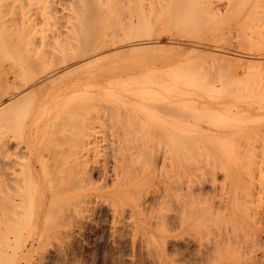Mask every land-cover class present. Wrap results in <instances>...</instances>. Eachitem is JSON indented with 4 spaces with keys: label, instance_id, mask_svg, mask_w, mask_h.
Returning <instances> with one entry per match:
<instances>
[{
    "label": "bare ground",
    "instance_id": "6f19581e",
    "mask_svg": "<svg viewBox=\"0 0 264 264\" xmlns=\"http://www.w3.org/2000/svg\"><path fill=\"white\" fill-rule=\"evenodd\" d=\"M172 21H175L173 25L177 27V31L175 29L176 34L187 37V39H193L196 46H202L204 50L208 48L215 51L213 53L210 50L211 53L206 50L208 51L206 52L202 51L201 48V52L196 51L199 53L196 54L197 57L190 58L189 56L196 52L193 51L189 54L187 53V46L184 47L185 50L182 49L184 50L182 55H189L190 59L186 58L187 60H184L185 62L182 65H180L181 60L178 61L180 66L174 64L177 63V60L173 61L174 63L169 61L172 66L173 64L178 66V68L174 67L181 72L179 73L173 68L178 74L175 77L182 80L173 79V77L171 79L172 74H168L169 76L166 74L170 82L171 80H177L169 84V81L166 82L165 80L167 79L165 73L168 72H162L165 76L162 77L163 75L159 72L152 73V70H147L145 65L152 55L146 59L144 53V51L148 52L156 48L159 51V48H163V51L166 50L164 52L166 54L162 53V57H159V55L152 56L150 58L151 64L152 60L157 59L162 62L164 56H166V60H170L177 52H180L179 48L183 47V45H178L181 44L180 40H175L179 47H175L173 44L174 47L172 45L171 48L164 49L163 44L160 43L161 41H158L159 48L155 42L156 48L155 45L151 44L149 47L142 48L143 54H145L143 60H147L144 62V67L148 75L150 74L149 76L144 72L145 69L141 68V64H137L138 59L136 60V56L134 58L136 61L128 59L133 56L129 57L127 54L132 55L136 53V50L130 48L132 54L127 51L126 54L120 53V56H118L119 48L112 49L114 52L111 51L112 53L109 52V54L102 52L104 48L113 46L116 43L125 41L132 43L135 38L141 36L150 38L151 34H155L153 30L155 31L158 26L162 27L161 29L169 30L166 26H168V22ZM204 22H210L211 24L205 25ZM203 24L208 28H205ZM199 26H203L204 31L206 29L207 31L199 32L197 30ZM157 30L159 31V29ZM180 36L179 38H182ZM146 43L147 40L140 41L139 44L141 46L143 44L144 47ZM188 44L191 45V43ZM123 50L125 51L124 48ZM231 51L236 52L235 56L238 54V58H232L233 60L226 58L230 56ZM184 52L187 54H183ZM228 52L230 54L226 56L225 54ZM122 54L126 56V58L123 57L124 60L121 57ZM113 59L114 63L112 62ZM117 59L121 63L127 61L128 64L140 66L142 71L138 67L135 68L139 72L134 70L135 73L140 75L131 72L134 76L133 79L129 74L126 75V71L123 75L126 77L122 79L124 78L122 76L123 67L128 66V64L120 65L121 63ZM72 64L74 66L67 68L69 70H65L66 67L64 68L66 72L63 75L61 74L62 79L59 76L61 81L56 82L58 75H55V71L60 66ZM163 64L165 70L168 65L165 61ZM128 68L126 67V69ZM206 68L208 70L204 71ZM41 73L48 76V82L34 86L33 83L40 78ZM113 73H115L114 76L119 75V80L116 76L111 77ZM9 74L12 77L11 80ZM109 74L112 79L109 78ZM102 75L104 77H106L105 75L108 76L107 79L102 80L103 83L106 80L111 83L110 79L113 84L101 83L100 78ZM129 77L131 82L127 81ZM39 81L41 82V80ZM23 87L27 88L23 89ZM87 87L88 90H85ZM157 87L161 89L157 90ZM162 88L165 90H162ZM169 88L171 89L169 90ZM21 89L22 91H20ZM127 93L134 97L129 96L130 94ZM7 95L10 96L12 101L0 107V154L14 142L15 147L20 149L19 151L24 149H21V146L24 147L25 144L23 146L21 143L24 141L22 131L25 124L28 125L26 127L29 129L32 126V130L35 129L38 132L48 130L54 132L59 128H56L58 125L54 124L74 126L71 128L74 134L73 138H70L72 143L69 142L73 145L71 148H75V151L73 149L69 150V154L72 155L74 160L67 155L68 153H64L62 158L60 157L62 160L66 159L67 156V159L70 158L68 162L74 161L71 162L73 164H70L73 165L72 168H75L73 173L71 172L72 176L70 174L71 177L75 176L72 182L73 189L77 191V186L81 190L86 187L84 185L90 180L94 170H101V174L106 175L107 178L108 173H110L108 172V166L110 164L109 158H111L112 164L110 165L113 167L111 172L114 174V182H111L113 187L104 192L112 195L114 199L116 198L118 204L121 203V205L125 201L128 203L129 197H131L130 194H136L137 199L134 198L136 199L134 204L137 211L141 213L151 204L146 195L149 193H147L150 185L148 181L149 179L152 181L150 178L152 172L155 174L154 157L160 153L163 156L161 160L165 161L168 155L170 161H173L168 160V162L171 165L175 164V167L177 166L178 173L175 175L181 174L180 179L172 175L173 182H171L174 183V187L177 188L179 185L181 189L180 195L177 193L181 196L180 202H178V205L176 204L177 210L174 208L176 211L179 210L180 216L176 218L178 220H175V222L170 218L171 215L166 218L164 212L165 216L161 217L162 214L160 215L159 218H162V220L157 221L156 225H158L151 231H156V234L160 235L161 241H164L166 231H170L172 227L181 232L184 230L189 231V233L193 231L188 229H195L194 237L180 234L181 236L178 238L186 247L197 240L195 264H264V0H0V101H3ZM101 97L106 98V100ZM100 100L108 103H101ZM95 101L100 103L102 110L106 111L102 113L101 110L100 114H107V111H109L108 114L115 118L112 117L115 126H111L112 129L109 128L110 142L112 145H116L115 152L111 149L113 151L111 152L112 157L106 152H100L97 148L98 137L101 136L104 140L107 136L104 134L105 130L102 131L103 133L101 132L100 127L102 124L101 126L98 125L99 128H96V124H94L95 117H89L88 113L83 110L84 106L89 103L93 108L96 107ZM166 105L170 109L173 106L171 112L169 109L166 113V110H168ZM91 106L89 108H92ZM31 108L36 110L28 114L27 111H30ZM175 109L181 112L173 118L170 113L174 112ZM166 114H168L167 117ZM126 115L130 117L125 120L124 116ZM95 116L97 117V115ZM158 117L160 118L158 119ZM53 126L56 129L52 131ZM106 129H108L107 126ZM109 132L106 133L109 134ZM66 136V138L69 137ZM57 138L58 136L55 139L57 140ZM57 141H60V139ZM61 150L64 149L61 148ZM7 151L5 153H8ZM14 151L15 149L10 150L13 153ZM22 151L28 153V150ZM60 151L57 152L59 156ZM4 152H2L3 155ZM47 152L48 156H51H49L50 158L47 156L49 160H46L47 157L46 159L43 158L41 152H35V157L32 159L29 157L26 161L24 159L23 161L18 160V163L15 162L16 164L20 163V167L15 165L14 161H17L15 158H11L14 159L12 161L9 158L7 159L10 161H6L5 158L6 162L0 164V167L2 165L0 173L4 178L1 179L0 175V180H2L0 183L4 180L5 183L2 184H6V188H4H8L6 192L10 195L7 201L8 205L5 206L11 211L15 210L16 213H13L17 217L20 208H23V212L35 208L36 211L33 210L32 212H44L47 217L43 218H49L50 212H53L58 201L59 194L64 190V188L58 187V183L62 182L60 178L64 176L61 175L60 178L58 176L60 175L59 172L67 166L68 162H65L67 159L64 160L65 166L57 168L62 161L57 163L56 160H53L56 152H50L51 154L48 150ZM23 153L21 154L22 159V156L26 154ZM73 153H75V156H73ZM134 153L140 155L136 158L139 157L140 162H143L141 166L144 164L142 171L145 172L146 177H144L146 179H143L142 182L147 181L148 184H144L147 186L145 187L147 188L145 196L144 194L140 195L141 190L139 191V187L134 188L136 191L133 189L129 191L131 187L122 189V187H127L123 186L124 183L126 185V181L122 184L119 183L123 177L128 180L131 172L134 173L135 168H132L134 166L131 167L132 164L130 165L131 161V163L137 161ZM27 156L24 158L27 159ZM2 159L1 161H4ZM50 159L51 165L49 164ZM42 160L44 163L40 162L41 166L38 167L42 170L44 165L46 169L43 168V171L46 170V173L49 169L47 179L44 177V181L39 179L38 167L35 165V161L39 163ZM45 162H48L50 168L47 167L48 164ZM71 166L68 164L67 168ZM67 168L65 171L72 169ZM69 171L68 173H70ZM218 172H222V175L220 174L223 176L221 181H217ZM63 173L67 174L64 171ZM43 174L45 173L42 172ZM156 176L158 177V174ZM219 178L221 177L219 176ZM64 179L63 183H65ZM124 180L126 179L124 178ZM66 181L67 185L71 187L68 179ZM84 182L85 184H83ZM173 185L170 186L171 191ZM72 187L68 190H72ZM176 188L175 190H177ZM209 189L212 192H210L211 196ZM81 190H78V192ZM137 191L139 192L138 195ZM82 192L84 194L85 191ZM82 192L80 193L82 194ZM40 193L41 197L37 203L36 198L39 197ZM164 194L166 193L164 192ZM157 196H155V199ZM167 197L164 199H169V196ZM160 198L163 199V197ZM132 201L134 202V200ZM5 206L3 205V207ZM113 206L115 207H110L113 208L112 212L115 217L124 211V205L120 207L113 204ZM1 207L0 209H3ZM58 208L56 209L60 211L61 207ZM80 208L82 210L81 206ZM164 208H166V205H164ZM130 209L135 211L132 206ZM149 209L151 210L148 207L147 211ZM160 210L163 209L160 208ZM64 211L61 213H67ZM145 211L143 214H145ZM3 212L5 211L3 210ZM32 212L31 214H33ZM31 214L30 216H32ZM3 215L5 216V213ZM10 216L12 215L10 214ZM30 216L28 215V218ZM144 216L146 217V214ZM33 217H35V214ZM159 218L157 217V219ZM7 219L9 220V218ZM21 220H17V223L15 221L17 226L20 223H25V219L22 218ZM69 221L71 220L69 219ZM29 222H32V219ZM15 223L13 226L10 223L12 228H7L20 231L22 225L17 227ZM172 224L175 225L172 226ZM133 226L135 225L133 224ZM137 229L139 230V228ZM137 229H131V231L134 232ZM18 231L17 233H19ZM4 241L2 240V242ZM18 248H20V245ZM192 261L194 262V260L190 262ZM183 264H187V262Z\"/></svg>",
    "mask_w": 264,
    "mask_h": 264
},
{
    "label": "rangeland",
    "instance_id": "374dc122",
    "mask_svg": "<svg viewBox=\"0 0 264 264\" xmlns=\"http://www.w3.org/2000/svg\"><path fill=\"white\" fill-rule=\"evenodd\" d=\"M176 21V20H175ZM174 21V22H175ZM173 21L172 22H168L167 23V25L168 26H166L169 30H167V29H161L162 27H160V26H158L157 27V29H159V31L156 29L155 31L153 30V32L156 34H154V35H150V38H145L144 36H141V37H137V38H135V40L132 42L133 43V45L134 44H136V45H134L135 46V48H133L134 46L133 45H131L132 43L131 42H121V43H116L115 45H113V46H109V47H106V48H104L103 50H102V52L104 53V54H106V52H107V54H109V52H111L112 51V49H120L119 50V55L118 56H120L121 54L120 53H124V54H126V53H128L130 50V48L132 49V50H136V53H134V54H132V52L130 51V53L132 54V55H128L127 54V56H133L132 58H128V59H131V60H135L134 58H135V56H136V60L138 59V62H137V64H141V68H144L145 69V67H144V62H146V61H144L143 60V57L145 56V54H146V56H145V58L147 59V58H149L151 55L152 56H154L155 57V55H159V57H162L163 56V54L165 55L166 53H164L166 50H164L163 51V48H159V46H158V43L160 42L161 44H163V46L162 47H164V49L165 48H171V46L174 44L175 45V47H179V46H182L183 45V47H180L179 48V51L180 52H177L176 53V55L171 59L170 58V60H166V56H164L163 57V59L164 60H162V62L161 61H159V59H157V58H159L158 56H157V58H154V59H157V60H152V64H151V62H150V58H152V56L148 59V63H146V68H147V70H152L151 72L152 73H154V72H159V74H161V75H163L162 77H165L164 76V74H162V72H168V73H165V75L167 74H172L171 75V79H172V77H173V79L175 78V79H177V80H182L181 78H177V77H175V76H177L178 74H177V72H176V70H177V68H178V66H176L177 64L179 65V62L178 61H180V65H182V64H184V60H187V59H190L191 57L193 58V57H197L196 56V54L198 55L199 53H197L196 51H200L201 50V48H202V51L204 50V48L201 46V47H199L198 45L196 46V44L194 43V40L193 39H187V37H183V36H180L179 34H176L175 33V29H176V31H177V27L175 26V25H173V23H174ZM169 23H170V26H169ZM204 24L205 25H210L211 23L209 22V23H205L204 22ZM203 24V26H205ZM201 26V25H200ZM198 27L197 28V30H199V32H205V31H207V29L204 31V29L205 28H208V26L206 27L205 26V28H203V26L202 27ZM209 28H211V26H209ZM209 30V29H208ZM162 31V32H161ZM196 31H194V33H195ZM174 33H175V35L176 36H178V37H176L175 35H174ZM195 34H197V33H195ZM158 35V36H157ZM175 36V37H174ZM179 36L180 37H182V38H179ZM197 36H198V34H197ZM157 38V39H156ZM179 38V39H178ZM184 38V39H183ZM152 39H155V40H152ZM145 40H147V43H146V45L144 44V47H143V44H142V46L139 44L140 43V41L141 42H143V41H145ZM150 40V41H149ZM173 40V41H172ZM175 40H180V42H181V44H178L177 45V43H175ZM192 40V41H191ZM135 41H137V42H135ZM159 41V42H158ZM189 41V42H188ZM154 42L157 44V46H158V48H159V51H157V48H156V45L154 44ZM183 42V43H182ZM166 45H165V44ZM172 43V44H171ZM188 43H191V45L190 44H188ZM194 43V45H192ZM127 44V45H126ZM155 45V50H151V51H148V52H146V51H144V53L145 54H143V49L142 48H146L147 46L149 47V45ZM161 44H159V45H161ZM174 45L172 46V47H174ZM116 46H118V47H116ZM139 46V47H138ZM168 46V47H167ZM187 46V47H186ZM189 46V47H188ZM196 46V47H195ZM114 47V48H113ZM123 47L124 49H125V51L123 50V48L121 49V48ZM126 47V48H125ZM151 47V46H150ZM161 47V46H160ZM184 47H186L187 48V53H189V54H191V53H193V51H195L196 53H194L192 56H189V55H182V52L185 50V48ZM152 48V47H151ZM189 48V49H188ZM196 48H198V49H196ZM182 49H184V50H182ZM206 50H211V51H213V53L215 52L214 50H212V49H208V48H205ZM123 50V51H122ZM182 50V51H181ZM191 50V51H190ZM206 50H204V51H206ZM128 51V52H127ZM163 51V52H162ZM185 51V52H186ZM210 51V52H211ZM112 52H114V50L112 51ZM111 52V53H112ZM118 52V51H117ZM183 53V54H187V53ZM201 52V51H200ZM206 52H208V51H206ZM209 52V53H210ZM102 53V54H103ZM129 53V54H130ZM163 53V54H162ZM212 53V52H211ZM224 53V52H223ZM226 53V52H225ZM231 53V54H230ZM228 52L227 54H225L226 56L227 55H229L230 54V56L228 57H226L225 55H222V56H224V57H226V58H230V59H232V58H234V59H236V58H238V54H236V56H235V53L236 52H234V51H231V52ZM234 53V54H233ZM124 54H122L123 56H121L122 58L123 57H125L126 58V56L124 55ZM144 55V56H143ZM190 58H189V57ZM120 57V58H121ZM117 58H119V57H117ZM125 58H123V60L125 59ZM187 58V59H186ZM175 59V60H174ZM115 60H116V58H115ZM118 60V59H117ZM122 60V59H121ZM135 60V61H136ZM160 60H161V58H160ZM172 60V61H171ZM177 60V63L175 62H173V61H176ZM183 60V61H182ZM233 60V59H232ZM119 61V60H118ZM118 61H116V62H118ZM128 61H130V60H128ZM134 61V62H135ZM164 61H165V63L167 64V63H169V61L172 63H174V64H176V65H174L173 64V66H172V64L171 63H169V64H167L168 65V69L166 68L165 70H164V66H162V64L164 63ZM112 62L114 63V59L112 60ZM123 62V61H122ZM127 62V61H126ZM125 61L123 62V63H121V61H119V63H121L120 65H124V63H126ZM133 62V61H132ZM132 62H130V63H132ZM153 62H154V64H153ZM129 63V62H128ZM128 63H126V65L128 64ZM162 63V64H161ZM75 64V63H74ZM74 64H72V65H68V66H60L56 71H55V75H58L57 76V78H56V82H60L61 80H60V77H61V74L63 75L64 74V72H66V71H64V68H65V70H69V69H67V68H69L70 66V68H72L73 66H74ZM165 64V65H166ZM130 65V66H129ZM135 64H128V66H126L127 68L128 67H130V68H128V69H126V67H123L124 68V72H123V74H122V76L124 75V73L126 72V75L127 74H129V76L130 77H132L133 79H134V76L132 75L133 73H135L134 72V70H137L136 72H139L138 71V69H136L135 67H138V68H140V66H137V65H135ZM156 65V66H155ZM164 65V64H163ZM179 65V66H180ZM174 66H176V67H174ZM134 67V68H133ZM62 68V70H60ZM140 68V70L142 71V69ZM149 68V69H148ZM151 68V69H150ZM173 68H175V69H173ZM130 69V70H129ZM157 69V70H156ZM59 70H60V72H59ZM133 70V71H132ZM146 69H145V71L144 72H146L147 71ZM167 70V71H166ZM208 70V68H206L204 71H207ZM176 73H175V72ZM177 71H179V70H177ZM210 71V70H209ZM131 72H133L132 74H131ZM144 72H142V73H144ZM181 71H179V73H180ZM142 73H141V76H142ZM147 73V75H148V72H146ZM149 73H150V71H149ZM114 74L115 73H113V76H111V77H115L116 76V78H117V80H119V75L117 74V75H115L114 76ZM135 74H137V73H135ZM134 74V75H135ZM155 74H157V73H155ZM137 75H140V74H137ZM147 75H143V76H147ZM150 75V74H149ZM148 75V76H149ZM166 75V77L165 78H167L168 76ZM9 76H10V74H9ZM60 76V77H59ZM106 77H104L103 75H102V77L100 78V81H101V83H103V79L104 78H108V76L107 75H105ZM122 76H120L121 78H122ZM128 76V75H127ZM160 76V75H159ZM44 77H46V78H44ZM58 77H59V79H58ZM110 77V74H109V78H111ZM124 77V76H123ZM126 77V76H125ZM125 77L124 78H122V79H125ZM128 78L127 79V81L129 80V79H131V78ZM136 77V76H135ZM11 76H10V80H11ZM42 78H44L43 80H42ZM115 78V79H116ZM58 79V80H57ZM61 79H62V77H61ZM112 79V78H111ZM114 79V78H113ZM39 80H41V82L39 83L38 81ZM36 81H35V83H33V85L34 86H38V85H43V84H45V83H47L48 82V76L47 75H45L44 73H41L40 74V78H38ZM103 80V81H102ZM166 80V82H168L169 81V78H167V79H165ZM168 80V81H167ZM177 80H171V82L169 81L168 83L170 84V83H172V82H176ZM109 81L113 84V82H112V80H110L109 79ZM116 81V80H115ZM124 81V80H123ZM126 81V80H125ZM130 81V80H129ZM128 81V82H129ZM36 82H38V83H36ZM109 83L107 80L104 82V83ZM131 82V81H130ZM181 82H183V81H181ZM180 82V83H181ZM103 83V84H104ZM111 83H109L110 85H111ZM127 83V82H126ZM168 83H166V84H168ZM178 84H180L179 82H177ZM176 83V84H177ZM115 84H116V82H115ZM168 84V85H169ZM182 84V83H181ZM32 85V86H33ZM106 85V84H105ZM108 85V84H107ZM167 86V85H166ZM110 87V86H109ZM168 87V86H167ZM170 87V86H169ZM25 88H27V87H23V89H25ZM83 88H86V87H83ZM83 88H81V89H83ZM92 88H94V87H92ZM160 90L161 88H158L157 87V90ZM171 88H169V90H170ZM85 90H88V87H87V89H85ZM89 90H90V88H89ZM162 90H165V89H163L162 88ZM166 90H168L167 88H166ZM20 91H22V89L20 90ZM82 91V90H81ZM84 91V90H83ZM167 92V91H166ZM128 95L130 94V93H127ZM127 94H125L126 96H128ZM169 94V93H168ZM166 95H167V93H166ZM129 96H132V97H134L133 95H129ZM128 96V97H129ZM128 97H126V98H128ZM102 98V97H101ZM130 98V97H129ZM11 98H10V96H5L4 97V100L3 101H0V107H2L3 105H5V104H7L8 102H10V101H12V99L10 100ZM102 99H104V100H106V98H102ZM101 101V103H108V102H106V101H103V100H100ZM95 103V106L96 107H92L91 105H90V103L89 104H87L86 106H84V108H83V110L85 111V112H87L88 113V116L90 117V116H93V117H95L94 118V120H95V122H94V124H96V128L98 127L99 128V126L98 125H100L101 126V124H102V126L103 125H105L104 127H105V129H104V127H100V129H101V132L103 131V130H105V133L104 134H106L107 136H105V139L103 140V138H101V136H99L98 137V142H97V148H98V150L100 151V152H106L107 154H109L110 155V157H112V155H111V152H115V150H116V145H112L111 144V142H110V139H109V136H110V132H109V128H111L112 129V127L113 126H115L114 124H115V121H114V119L111 117V115H109L108 114V112L109 111H107V114H100L99 112H101V110L103 109L102 107H101V105H100V103H96V101L94 102ZM2 104V105H1ZM91 104H93L92 102H91ZM94 105V104H93ZM122 106L124 105V104H121ZM172 105V104H171ZM170 105V106H171ZM92 107V108H89V107ZM99 106V107H98ZM129 106H130V104H129ZM86 107H87V109H86ZM101 107V108H100ZM167 107H169V106H167L166 105V109H168V110H166V113H168V111H169V109H170V107L169 108H167ZM172 107L173 106H171V109H172ZM130 108V107H129ZM171 109H170V112H171ZM34 110H36V109H34ZM34 110L31 108V110L29 111H27L28 112V114H30L31 112H34ZM104 111L105 110H102V113H104ZM122 111H124V110H122ZM96 112H97V114H96ZM106 112V111H105ZM169 112V113H170ZM179 112H181L180 110H177V109H175V111L173 112L172 111V113H170L171 114V117H176V116H178V114H179ZM99 113V114H98ZM174 113V114H173ZM176 113V114H175ZM95 115H97V117L95 116ZM160 115H161V113H160ZM159 115V116H160ZM167 115L168 114H166V117H167ZM102 116H106L105 118L104 117H102ZM103 119H102V118ZM125 117V120L126 119H128L130 116L129 115H126V116H124ZM173 117V118H174ZM100 118V119H99ZM160 117H158V119H159ZM109 120V121H108ZM111 120V121H110ZM113 123V125H112V123ZM59 123V122H58ZM54 125H58L56 128H61V129H56V128H54V126H53V129H52V131L54 130V129H56L55 131H57V132H50L51 130H48V131H45V132H38V131H36L35 129V131L34 130H32L33 129V127L31 126V129H29L28 127H26V126H28L27 124H25V128L23 129V131H22V134H23V138H24V141L21 143V145H23L24 146V144H25V146L24 147H22L21 146V149L22 148H24V149H22V150H24V152L25 151H27L28 150V153L27 152H25V153H23V151L21 150V151H19L20 149L19 148H17V147H15V142L14 143H11L10 144V147H8L7 148V150H13V149H15V151H16V148H17V151H16V153H15V151H14V153L13 152H10V150L9 151H7L6 149V151L8 152V153H5L4 151H2V152H4L5 154V156L3 155V153L1 152V154H0V158H1V156H2V160H4V161H1V159H0V164H2L3 162H6V161H10L9 159H11V158H15L17 161H14V163L16 162V163H18L19 161L18 160H24V161H26V160H28L29 159V157H31V159L33 158V157H35V152H41L42 154H43V158L45 157V159H46V157L48 156V152H47V150L49 151V153L51 152V153H54V152H56L55 154H54V156H53V160L55 161V162H57V163H59L60 161H62V162H60L59 163V165L57 166V168H59V167H61V166H65V162L67 163L68 162V160H70V158H72V155L70 156V152H69V150H71V149H73L74 151H75V148L73 147V148H71L73 145L72 144H70V143H72V136H74V134H73V131H72V127H74V126H69V125H64V126H62V124L60 125V126H62V127H60L59 126V124H54ZM110 125V126H109ZM69 126V127H68ZM106 126L108 127V129H106ZM112 126V127H111ZM68 128V129H67ZM64 129V130H63ZM70 129H71V132H70ZM110 129V130H111ZM48 132H50V133H48ZM109 132V134H107V133ZM48 133V134H47ZM66 133H68V134H66ZM103 133V132H102ZM71 136H70V135ZM54 135V136H53ZM66 135H68L69 137L68 138H66L67 136ZM50 138H49V137ZM58 136V138L60 139V141H57V140H59L58 138H57V140L55 139L56 137ZM48 137V138H47ZM72 137V138H71ZM52 138V139H51ZM63 138H64V140H66L65 142H64V140H63ZM66 138V139H65ZM71 138V139H70ZM27 139V140H26ZM34 139V140H33ZM71 141H70V140ZM56 140V141H55ZM62 140V141H61ZM32 141V142H31ZM49 141V142H48ZM37 142V143H36ZM47 142V143H46ZM61 142V143H60ZM70 142V143H69ZM29 143V144H28ZM48 143H50V144H48ZM58 144V145H55V144ZM60 143V144H59ZM14 144V145H13ZM105 144V145H104ZM26 145H27V147H26ZM51 145V146H50ZM12 146H14V147H12ZM31 146V147H30ZM39 146V147H38ZM45 146V147H44ZM107 146H108V148H107ZM114 146V147H113ZM12 147V148H11ZM26 147V148H25ZM38 147V148H37ZM41 147V148H40ZM50 148V149H49ZM61 148L62 149H64V150H61ZM106 148H107V150H106ZM38 149V151H36ZM111 149L113 150V151H111ZM32 150V151H31ZM61 150V151H60ZM155 150H156V148H155ZM58 151H60V156L58 155ZM62 151H64V152H62ZM68 151V152H67ZM74 151H72V152H74ZM157 151V150H156ZM19 152V153H18ZM20 152H22L23 154H25L24 156H22L23 157V159L21 158V154H20ZM30 152V153H29ZM47 152V153H46ZM13 153V154H12ZM47 154L46 156H45V154ZM50 153V154H51ZM63 153V154H62ZM64 153L65 154H67V155H69V157L70 158H68L67 159V156H66V159H67V161H65L64 162V160H66V159H60V157L62 158V155H64ZM157 153H158V151H157ZM167 153V152H166ZM6 154H7V157H6ZM10 154V156H8ZM136 154H139V153H136ZM168 154V153H167ZM166 154V155H167ZM28 155V156H27ZM34 155V156H33ZM109 155H107V156H109ZM20 156V157H19ZM25 156H27V159L26 158H24ZM50 156V155H49ZM48 156V157H49ZM73 156H75V153H73ZM136 156H140V155H135V153H134V157L136 158ZM19 157V158H18ZM48 157H47V159L46 160H49L48 159ZM51 157V156H50ZM49 157V158H50ZM161 157H163L160 153H158V155H156L154 158V164H155V174H154V172H152L153 174H151L152 176L150 177L151 178V180L152 181H150V179H149V181H148V183L150 184L149 185V187H148V189L147 188H145V187H147V186H145V185H148L147 184V181L146 182H142L143 181V179H146L145 177V172L144 171H142V169L144 168V164L141 166V164L143 163H141L140 161H141V159H138V158H136V160L137 161H134L135 160V158L133 159V163H131L130 162V165H131V167L132 166H134V167H132V168H135V170L134 169H132V170H134V173L133 172H131V174L129 175V182H128V180H127V178L126 177H123L120 181H119V183L120 184H122V183H124L125 181H126V185H125V183H124V185L123 186H127V187H122V189H126V188H130L129 189V191H131L132 189L134 190V191H136L134 188H138L139 189V191L141 190V192H140V195L142 196V194H144V196H145V192L147 191V190H149V191H147V197H148V201H149V203H151L152 204V206H151V204H150V206H147V209L145 208L144 210H143V213H144V211H145V214H146V217L144 216L145 214H143V213H141V212H138L137 211V208L135 207V201H136V194H130L129 196H131V197H129L130 198V200L128 201V203H127V201H125L124 203H122L123 205H121V203L120 204H118V202L116 201V198L114 199V197L112 196V195H109V193L108 194H106L104 191L105 190H107V189H111L113 186V180H114V174L111 172V169H113V167H112V165H110V164H112V159L111 158H109L110 159V161H109V166H108V172H110V173H108L109 175H107V178H106V175L104 176V175H102L101 174V170H94L93 172H92V175H91V177H90V180L89 181H87V183H86V185H84V186H86V187H84L83 185V187L84 188H82V190L80 189V187H78L77 186V191H75V189H73V184H72V182H73V179L75 178V176H73V177H71L72 176V173H73V169L75 170V168L73 167L72 168V166L70 165V164H73V163H71L73 160H74V158H72L73 160H71V162L69 161L68 162V164H69V166H71V167H69V168H72V169H69V168H67L68 167V164H67V166L65 167V169L67 168V169H69V170H71V171H69L70 173H68V171H65V169H62L64 172H67V174H65V173H63V171H62V174L59 172V178H60V176L61 175H63L64 177H62V178H60V179H62V182L60 183L59 181V183H60V185H59V183H58V187L59 188H61V189H63L64 188V190L61 192V194H59V198H58V201H57V203H56V205H55V208H54V210H53V212H50L51 214H50V216H49V218H43V217H47V216H45V214H44V212L43 213H41V212H39V211H37L38 212V214H37V212H35L36 211V209L35 208H32L30 211L32 212L33 210H35L34 212H32L33 214H31V212L29 213L27 210L26 211H24L23 212V208H20V210L18 211V213H17V215H18V217L16 216V214H14V213H16V212H14L15 210H13V211H11V209H9L8 207H6L7 205H8V203H7V201H8V197L10 196L9 194H7L8 192H6L7 190H8V188L7 189H5L6 188V184H2V183H5L4 182V180H3V182L2 183H0V194H1V196H0V202H2V203H0V207L1 208H3V209H0V261L1 260H3L2 262H3V264H7V262H8V264L9 263H11V264H183L184 262L186 263L187 262V264H195V262H196V260H195V256H196V251H197V247H198V243H197V240L195 241V242H192L190 245H188L187 247L186 246H184L181 242H180V240L181 239H178L182 234L184 235V236H191V237H194L195 236V229H193V228H191V229H188V230H191V231H193L194 232V235H193V232L192 233H189V231H186V230H184L183 232H181V231H178V230H175L174 229V227H172V229L170 230V231H166V234H165V236H164V241H161V239H160V235H158V233L156 234V231L154 232V231H151L152 229H155L156 228V226L158 225H156V222L157 221H159V220H162V218L160 219L159 217H160V215H161V217H163V216H165V213H166V218L167 217H170V215L172 216V217H170V218H172L174 221L175 220H178V219H176V218H178L180 215H179V210L178 211H176L177 210V207H176V204L178 205V202H180V197L181 196H179L180 195V191H181V189H180V187H179V185L177 186V188L176 187H174L175 185H173L171 182H173V179H172V175L175 177H177V179H180L179 178V176L181 177V174L180 175H175L176 173H178L177 171V166L175 167V164H172L171 165V161H170V159H169V156L167 155L166 156V159H165V161H163V160H161V159H163V158H161ZM7 158H9V159H6ZM54 158H56V159H54ZM168 158V159H167ZM6 160V161H5ZM12 160H14V159H11V161ZM44 160V159H43ZM39 161V163H37V161H35V165H36V167H38V166H41V164H40V162H43L44 163V161ZM168 160L170 161V162H168ZM50 163V165H51V159H50V161H49ZM64 162V164H62L61 165V163H63ZM74 162V161H73ZM136 162H137V164H136ZM140 164H139V163ZM173 162V161H172ZM15 163V165L18 167H20V163L19 164H16ZM38 165H37V164ZM43 163H42V165H43ZM46 163V162H45ZM163 163V164H162ZM169 163V164H168ZM10 164H11V162H10ZM46 164H48V162L46 163ZM45 164V165H46ZM47 165V167H49L50 165ZM138 165V166H137ZM137 166V167H136ZM140 166H141V168H140ZM162 168H161V167ZM164 166H165V168H164ZM173 166H174V168H173ZM111 167V168H110ZM160 167V168H159ZM1 168H2V165H1V167H0V170H1ZM43 168H45L46 169V167H44V165L42 166V170L40 169V167H38L37 168V170H38V177H39V179L41 180V181H44L45 180V178L44 177H46V179H47V176H48V173H49V169H48V172L46 173V170H45V172L43 171L44 169ZM50 168V167H49ZM64 168V167H63ZM138 168V169H137ZM171 169V170H170ZM131 170V171H132ZM171 172H170V171ZM43 173H45V174H43L42 175V172ZM57 171V170H56ZM97 171V172H96ZM158 171V172H157ZM164 173H162V172ZM165 171V172H164ZM169 171V172H168ZM2 172V171H1ZM72 172V173H71ZM98 172H99V174H98ZM141 172V173H140ZM157 172V173H156ZM160 172V173H159ZM173 172V173H172ZM137 173V174H136ZM139 173V174H138ZM166 173V174H165ZM58 174V172L56 173V175ZM70 174H71V176H70ZM158 174V177L156 176ZM222 175V172H218L217 173V181H221V179L223 178V176H221ZM0 175H1V179H4L3 178V176H2V173H0ZM65 175H66V177H65ZM132 175H133V177H132ZM156 177H155V176ZM160 175V176H159ZM221 177V178H219V176ZM69 176H70V178H69ZM145 176V177H144ZM162 176V177H161ZM171 176V177H170ZM142 177H144V178H142ZM175 177V178H176ZM65 178V179H64ZM72 178V179H71ZM111 178V179H110ZM126 179V180H124L123 181V179ZM133 178V179H132ZM142 178V179H141ZM174 178V179H175ZM58 179V178H57ZM59 179V180H60ZM63 179H64V182L65 183H63ZM66 179H68V182L69 183H71V187H72V190H68L69 188H71V187H69V185H67V181H66ZM70 179L72 180L71 182H70ZM105 179V180H104ZM161 179V180H160ZM220 179V180H219ZM93 180V181H92ZM111 180V181H110ZM2 180H0V182H1ZM57 181V180H56ZM110 181V182H109ZM113 181V182H112ZM123 181V182H122ZM162 181V182H161ZM112 182V183H111ZM174 182H176L177 184H178V182L177 181H175L174 180ZM68 183V184H69ZM107 183V184H106ZM143 183V184H142ZM146 183V184H145ZM161 183V184H160ZM2 184V185H1ZM83 184H85V182L83 183ZM145 184V185H144ZM159 184V185H158ZM176 184V185H177ZM96 185V186H95ZM106 187H105V186ZM156 185H157V187H156ZM171 185H173L172 187V191H171ZM1 186H3V187H1ZM75 186V185H74ZM119 186H121V185H119ZM162 186H164L163 188H162ZM5 187V188H4ZM103 187V188H102ZM151 187V188H150ZM161 187V188H160ZM179 187V188H178ZM3 188L5 189L4 191H3ZM66 188V189H65ZM75 188V187H74ZM142 188V189H141ZM175 188L178 190H175ZM60 189V190H61ZM84 189V190H83ZM137 189V190H138ZM147 189V190H146ZM163 189V191H164V189H165V193L166 194H164V192L163 191H161ZM78 190H81V191H79L78 192ZM151 190V191H150ZM156 192V194L157 193H159V194H155V192ZM210 190V189H209ZM82 191H85L84 192V194H83V192ZM6 192V193H5ZM80 192H82V194L80 193ZM150 192H151V194H150ZM169 192H170V194H169ZM211 190L209 191V194H210V196L212 195L211 193ZM80 193V194H79ZM136 193V192H135ZM138 191H137V195H138ZM177 193L179 194V195H177ZM6 194V195H5ZM153 194V195H152ZM8 195V196H7ZM83 195V196H82ZM160 195H162V196H160ZM164 195H166V196H164ZM155 196H157V198L155 199ZM167 196H169V199H164L165 197H167ZM174 196V197H173ZM210 196H209V198H210ZM40 197H41V193L39 194V197H37L36 198V200H37V203H38V201H39V199H40ZM82 197V198H81ZM133 197V198H132ZM160 197H163V199H164V201H166V202H164L163 201V199H161ZM134 198H136V199H134ZM160 198V199H159ZM168 198V197H167ZM74 199V200H73ZM79 199V200H78ZM108 199V200H107ZM112 199H113V201H112ZM134 200V202L132 201V200ZM154 199V200H153ZM158 199V200H157ZM77 200V201H76ZM82 200V201H81ZM104 200H105V202H104ZM153 200V201H152ZM159 200H161L160 202H159ZM170 202H169V201ZM178 200V201H177ZM71 201V202H70ZM74 201V202H73ZM85 201V203H83ZM156 201H158V202H156ZM163 201V203L161 204V202ZM167 201H168V203H167ZM76 202V203H75ZM112 202V203H111ZM117 203V204H115V203ZM154 202V203H153ZM72 203V204H71ZM74 203V204H73ZM79 203V204H78ZM105 203V204H104ZM158 203V205H156ZM164 203H166V204H164ZM76 204V205H75ZM109 204V205H108ZM111 204V205H110ZM113 204L114 205H117V206H123L124 207V211L122 212V214H118L117 215V217H115V216H113V212H112V209L113 208H111V207H115V206H113ZM3 205L5 206V207H3ZM65 205V206H64ZM85 205V206H84ZM127 205V206H126ZM155 205V206H154ZM164 205H166V208H164ZM169 205V206H168ZM171 205V206H170ZM61 207V209H59L60 207ZM80 206L82 207V210H81V208H80ZM84 206V207H83ZM95 206V207H94ZM97 206V207H96ZM108 206V207H107ZM111 206V207H110ZM120 206V207H121ZM131 206L135 209V211L134 210H131L130 208H131ZM162 206V207H161ZM168 206V207H167ZM59 207V208H58ZM66 207V208H65ZM76 207V208H75ZM148 207L149 208H151V210L149 209V211H147L148 210ZM173 209H172V208ZM37 208V207H36ZM56 208H58L60 211H58ZM64 208V209H63ZM79 208V209H78ZM160 208L161 209H165L164 211L163 210H160ZM168 208V209H167ZM172 210H171V209ZM176 210H175V209ZM25 209V208H24ZM29 209V208H28ZM66 209V210H65ZM71 209H73V210H71ZM126 209V210H125ZM180 209V208H179ZM3 210L5 211V212H3ZM8 210H10V211H8ZM38 210V209H37ZM65 210V211H64ZM68 210H70L69 212H68ZM84 210V211H83ZM100 210V211H99ZM161 212H160V211ZM169 210V211H168ZM171 210V211H170ZM9 213V216H8V213ZM62 211H64V212H67V213H61ZM71 211H74V212H71ZM119 211L121 212V210L119 209ZM14 212V213H13ZM25 212H26V215H25ZM98 212V213H97ZM112 212V213H111ZM130 212V213H129ZM138 212V213H137ZM163 212V213H162ZM165 212V213H164ZM177 212V213H176ZM5 213V216L3 215ZM7 213V214H6ZM82 213V214H81ZM89 213V214H88ZM160 213V214H159ZM10 214L12 215V216H10ZM30 214L32 215V216H30ZM35 214V217H33V215ZM36 214H37V216H36ZM43 214V215H42ZM69 214V215H68ZM84 214V215H83ZM89 216H88V215ZM151 214H153V216H151ZM154 214H157V215H154ZM28 215L30 216L29 218H28ZM46 215H48V214H46ZM58 215V216H57ZM59 215H60V217H59ZM121 215V216H120ZM132 215V216H131ZM4 216V217H3ZM7 216V217H6ZM27 216V217H26ZM58 218H57V217ZM68 216V218H66ZM151 216V217H150ZM14 218L13 220H11L12 218ZM32 217V218H31ZM39 217V218H38ZM56 217V218H55ZM61 217H62V220H61ZM114 217V218H113ZM119 217V218H118ZM132 217V218H131ZM157 217L159 218V219H157ZM7 218H9V220L7 219ZM16 218V219H15ZM25 219V223H20L18 226H20L21 227V225H22V228H20L19 230L20 231H18V230H13V229H10L11 231H13V232H11L8 228H12L11 227V225H10V223L12 224V226H13V224L15 223V221H16V223L18 222L17 220H21V219ZM35 218V219H34ZM52 218V219H51ZM63 218H64V220H63ZM123 218V219H122ZM129 218V219H128ZM131 218V219H130ZM143 218V219H142ZM144 218H146V219H144ZM150 218V219H149ZM175 218V219H174ZM31 219H32V222H29V220L31 221ZM45 219V220H44ZM69 219L71 220V221H69ZM127 219V220H126ZM33 220H34V223H33ZM118 220V221H117ZM134 220V221H133ZM147 220V221H146ZM148 220H151V221H148ZM11 221V222H10ZM21 221H23V220H21ZM10 222V223H9ZM13 222V223H12ZM28 222V223H27ZM50 222H52V223H50ZM129 222V223H128ZM151 222V223H150ZM176 222V221H175ZM174 222V223H175ZM15 223V224H16ZM30 223V225H28ZM126 223V224H125ZM132 223V224H131ZM144 223V224H143ZM145 223H146V225H145ZM148 223H150V224H148ZM154 223V224H153ZM159 223V222H158ZM123 224H125V225H123ZM133 224L135 225V226H133ZM151 224H153L152 226H151ZM46 225V226H45ZM123 225V226H122ZM155 225V226H154ZM175 225V224H174ZM173 224H172V226H174ZM16 226H17V224H16ZM17 226V227H18ZM8 227V228H7ZM15 227V226H14ZM13 227V228H14ZM124 227V228H123ZM130 227V228H129ZM45 228V229H44ZM48 228V229H47ZM53 228V229H52ZM55 228V229H54ZM137 229V228H139V230L137 229V231H134L133 232V230L134 229ZM44 229V230H43ZM131 229H133L132 231H131ZM54 230V231H53ZM56 230V231H55ZM57 230H58V232H57ZM14 231H15V235H14ZM17 231L19 232V233H17ZM43 231H45V232H43ZM128 231V232H127ZM172 231V232H171ZM190 231V232H191ZM181 232V233H180ZM188 232V233H187ZM17 233V234H16ZM143 233V234H142ZM146 233V234H145ZM4 234V235H3ZM20 236H19V235ZM69 234V235H68ZM145 234V235H144ZM181 234V235H180ZM186 234H188V235H186ZM1 235H3V236H1ZM18 235V236H17ZM126 235V236H125ZM128 235V236H127ZM15 236V237H14ZM157 236V237H156ZM177 236V237H176ZM2 237V238H1ZM20 238V239H19ZM158 238V239H157ZM172 238V239H171ZM2 240H5L4 242H2ZM20 242H19V241ZM156 242H155V241ZM18 241V242H17ZM24 241V242H23ZM165 241H167V242H165ZM17 242V243H16ZM142 242V243H141ZM163 242V243H162ZM20 243V244H19ZM146 243V244H145ZM180 243V244H179ZM10 244V245H9ZM151 244V245H150ZM165 244V245H164ZM19 245H20V248H18L19 247ZM158 246V248H157V246ZM181 245V246H180ZM17 246V247H16ZM162 246H164V247H162ZM176 246H177V248H176ZM11 247V248H10ZM16 247V248H15ZM150 247V248H149ZM186 247V248H185ZM153 248H155V249H153ZM157 248V249H156ZM164 248H165V250H164ZM180 248H181V250H180ZM188 248V249H187ZM148 249V250H147ZM158 249H159V251H158ZM179 249V250H178ZM15 250V251H14ZM147 250V251H146ZM156 250H157V252H156ZM165 251V252H164ZM150 252V253H149ZM172 253V254H171ZM181 255H180V254ZM192 253V254H191ZM157 254V255H156ZM162 254V255H161ZM166 254H167V256H166ZM6 255V256H5ZM151 255V256H150ZM155 255V256H154ZM177 256V257H174V256ZM187 255V256H186ZM153 256V257H152ZM162 256V257H161ZM173 256V257H172ZM179 256V257H178ZM19 257V258H18ZM157 257V258H156ZM187 257V258H186ZM189 257V258H188ZM155 258V259H154ZM172 260H171V259ZM178 258V259H177ZM160 261H162V262H160ZM165 260H166V262H165ZM187 260V261H186ZM191 260H194V262L192 261V262H190ZM159 261V262H158ZM168 261V262H167ZM174 261V262H173ZM189 261V262H188ZM2 262H0L1 264H2Z\"/></svg>",
    "mask_w": 264,
    "mask_h": 264
}]
</instances>
